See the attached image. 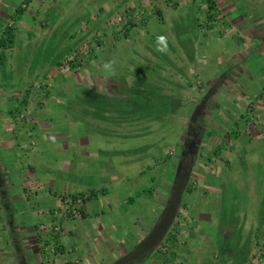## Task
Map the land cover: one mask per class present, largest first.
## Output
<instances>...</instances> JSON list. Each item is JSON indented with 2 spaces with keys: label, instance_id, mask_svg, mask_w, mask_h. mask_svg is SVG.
I'll list each match as a JSON object with an SVG mask.
<instances>
[{
  "label": "crops",
  "instance_id": "0c3cea01",
  "mask_svg": "<svg viewBox=\"0 0 264 264\" xmlns=\"http://www.w3.org/2000/svg\"><path fill=\"white\" fill-rule=\"evenodd\" d=\"M256 1H6L11 12L20 14L25 11L26 22L0 13L8 21L13 19L5 28L8 35H3L6 30L0 29V264H62L63 259L67 264H108L143 238V230L137 226L135 217L127 227L128 233L121 232L114 243L107 245L102 231L109 225L104 220L103 207L99 203L103 198L112 209L111 193L93 196L87 192L92 187L90 184H75L77 181L73 178L98 177L101 172L115 182L124 176L118 165L115 166L118 174L112 175V166L105 164L104 158L99 166L95 150L90 148L91 132H79L78 121H67L70 116L65 112L66 102L75 99H65L53 93L58 89L67 94L71 89L92 91L99 98H87L83 102L89 107L97 104L106 107L102 111L104 114H94L101 118L100 121L106 120L108 115L116 117L111 122L124 121L125 111L112 108L127 101L122 93L124 88L117 86L119 90L115 92V97L111 95L113 89L110 83L97 78L96 73L102 66L97 59L106 49H133L142 39H150L155 45V36L166 38L167 46L162 50L170 53L167 74L175 77L176 87L182 91L186 87L191 89L190 84L185 83L186 77L196 81L200 76L202 82L196 83L197 97L192 100L187 113L179 112L183 117L186 114L187 118L178 121L182 123V134L177 143L182 147L191 138L197 139L191 156L189 178L176 213L177 216L182 206L187 214L175 230L180 242L174 243L175 237L172 236L169 255L167 252L163 255L160 246L165 243L160 241L155 248L159 257L150 259L148 264L161 261L168 264L170 258L173 264H197L196 255L205 254L214 242L225 263H229L233 252L224 244L230 239L229 232L220 229L216 232L220 238H213L210 229L215 221L213 215L220 210V196L228 194V187L233 182L232 177L224 176L236 169L242 154L264 169V15ZM48 10L56 16L51 26H57L61 19L70 20L72 35H78L79 42L61 56H50L52 60H46L42 68L32 69L29 78L26 53L15 51L14 43L19 38L24 39L25 44L35 40L38 27L44 28L49 24L45 15L38 16ZM184 15H189V25L179 26L174 19ZM118 16L125 19V26L117 20ZM25 32L31 38L28 39ZM72 35L71 32L67 34L68 37ZM207 42H210V47ZM82 45L89 51L83 63L62 65L60 61L63 62L66 56ZM146 56L151 59L157 55L148 49ZM6 70L7 74H17V77L3 78L6 77ZM104 74L109 76L106 71ZM236 75L241 80L235 79ZM47 76H51L53 82L43 92L45 97H40L38 91L41 93L40 86L44 82L41 81ZM182 82L185 84L182 85ZM169 86H172L171 83ZM147 89L158 98V84H151ZM142 102L150 103L144 98ZM154 119L155 122L160 121ZM68 124L71 126L69 131ZM188 127L190 131L186 133ZM183 135L187 138L185 141L180 140ZM91 154L94 156L91 157ZM153 164V172L157 176L156 194L161 192L165 195L174 176V173L169 176L168 172L171 163L155 157ZM206 176L221 179L210 180ZM27 184L31 185L28 192ZM71 193L83 195L78 206L80 216L54 220L63 225V233L58 240L66 252L65 256H44L41 245L51 244L52 241L48 234L42 237L37 225L49 224L52 221L50 212L58 209L62 199ZM142 193L139 201L146 200L147 195V206L143 211L149 212L147 215L151 218V214L158 213L160 199L155 197L152 200L151 194ZM137 201L129 202L136 205ZM122 215L123 219L127 217L125 212ZM66 224H69L68 228ZM80 237H84L86 242ZM61 239L67 243L61 244ZM220 242H224V246H219ZM29 253H32L30 258ZM105 256L109 259L106 263L102 259ZM260 257L264 258V254ZM28 260L31 261L27 263Z\"/></svg>",
  "mask_w": 264,
  "mask_h": 264
},
{
  "label": "rangeland",
  "instance_id": "374dc122",
  "mask_svg": "<svg viewBox=\"0 0 264 264\" xmlns=\"http://www.w3.org/2000/svg\"><path fill=\"white\" fill-rule=\"evenodd\" d=\"M6 1L0 0V13L16 16L17 21L26 22L25 11H22L20 14L11 12V9H7ZM263 1L257 0L256 2L260 4L259 9L262 10V14L264 15ZM4 15H0L1 30H5L6 25L11 24L13 21V19L8 21ZM43 15H45V19L49 24L44 28L38 27L39 31L37 36H35V40L25 44V40L19 38L20 40L14 43L15 51L23 54L26 53L25 61H27L28 67H30L28 68L30 73L27 75L29 78L31 72H33L31 71L32 69L42 68L46 60L48 62L52 60L50 56H61V54L67 53L79 42V36L75 33L72 35L73 27L70 20L65 21L61 19L58 21L57 26H51L56 17L54 13L51 10L43 11L38 18ZM174 20L179 22V26L183 24L189 25L190 17L189 15H184L181 18L175 17ZM18 30L20 31L21 29ZM69 32L72 35L70 37L67 36ZM25 34L28 39L31 38L30 34L26 32ZM154 39H156L155 45L152 44L150 39H142L139 41L137 47L133 49L125 48L120 51H116L113 48L106 49L102 53L101 58L97 59L102 62V66L96 73L98 76L96 77L105 79L107 84L110 83L109 85H111L113 91L115 90L114 92L111 91V95L115 97V92L119 90L117 86L122 85V89L124 88L122 93L127 97V101H122L120 105L112 106V108H119L125 111L124 114L126 116L122 118L124 121L120 123L111 122L110 120H114L116 117H109V115L106 120L100 121L99 119L101 118L96 117L98 115L94 114H104L102 111L106 107L98 104L95 107H89L84 103L87 98H99V96H94L92 91L71 89L67 94L66 91L58 89L53 93V95L65 99H75L72 102H66L65 112L70 116L67 121H78L77 123L80 124L77 125L79 132H91L92 136L89 137L90 148L95 150V153H93L96 154L99 166H101V161L104 158L105 164L108 165L110 163V167L112 166V175L118 174L115 167L118 165V169L124 176V178L115 182L108 176L102 175L101 172L98 174V177L92 175L91 178H83L82 180L73 178V180L77 181L75 184L80 185L82 183L83 186L85 183L90 184L92 187L87 192H90L93 196L97 195L101 197L103 192L111 193L112 209H110L103 198H101L99 203L103 207L104 220L109 225L102 231L103 238L108 243L107 245L110 242L114 243V239L121 232L128 233L127 227L131 225L132 218L137 217V226L143 230V237L157 221L168 199L171 183L165 195H162L161 192H157L156 194L157 187H155V184L157 183V176L153 172V162L155 157L169 161L171 163L168 171L169 176L175 173L181 151L177 140L182 134V123L178 121L180 119L186 120V114L183 117L182 113H187L192 100L197 97L196 83L202 82L200 76L197 77L196 81L186 77L185 83L188 82L191 89L188 87L184 89L183 87L184 90L182 91V89L176 87L175 77H170L167 74V60L170 53L162 50L163 47L167 46L166 38L160 39L155 36ZM207 45L210 47V42H207ZM148 49L157 56L148 59L146 56ZM39 53L40 57L38 56ZM19 61L24 63L23 60ZM60 62L63 63L62 61ZM21 68H23V64ZM104 71L109 73L108 77H105ZM5 75L6 77L3 78L17 77V74H7V70ZM235 79L241 80V77L236 75ZM50 80L51 86L53 80ZM55 81L58 82V80ZM170 83L171 87L169 86ZM185 83L182 82V85ZM151 84H158L160 88L156 92L158 98L152 96V91L147 89ZM40 88L41 93L38 91L39 96L45 97L44 91H46V85L44 84ZM143 98L149 100L151 104L142 102ZM90 110L94 113H90ZM180 111L182 113H179ZM154 118L160 121L155 122ZM68 128L67 130L69 131L71 129L70 124H68ZM186 133H188L187 130ZM182 137L181 141L187 139L184 135ZM101 150L104 152L102 153ZM94 154L90 156L93 157ZM241 156L243 158L237 161L236 169L232 170L230 175L226 173L224 176V178L228 176L232 177L233 182L228 187V194L225 195L223 193L220 196V210L213 215L212 218L215 221L210 227L213 238H220V234L216 233L220 229L229 232V241L224 243V240L223 243L231 247L233 256L229 263H225V258L218 252L217 243L214 242L211 248L206 250L205 254L203 253L200 257L196 255L197 264H264V258L260 257L261 254H264V169L262 165H257V163H254L247 156L243 154ZM206 178L210 180L221 179L215 178V176H206ZM101 183L105 184V186L101 187ZM81 192L83 193V191ZM142 192L151 194L152 200H155V197H159L160 199L159 203L161 204L158 213L151 214V218L147 215V213L150 214L149 212L146 211L147 213H145L143 211L146 209L145 206H147V195H145L146 200L139 201V196L143 194ZM74 195L76 193H71L69 196L73 197ZM151 199L148 201L150 202ZM135 200H138L136 205L130 203L131 201L135 202ZM122 212L126 213L127 217L125 219H123ZM186 216L187 214L181 206L180 213L177 214L176 220H174L176 222L172 226L171 235H167V238L175 237L174 243L176 244L180 242L178 235H175L176 227L177 225L179 226L178 222L181 223V220L186 218ZM68 225L66 224L67 228L69 227ZM80 228L84 229L83 227ZM167 238L164 240L162 238L163 241L161 240L165 243L160 246V251L163 255H166V252L169 255L168 250L172 244V240H167ZM79 239L86 242L84 237H80ZM60 242L61 244L67 243L63 239ZM223 243L220 242L218 245L224 246ZM134 245L130 246L133 247ZM256 245L257 248H255ZM156 253L155 249L145 257L137 260L136 263L148 264L150 259L159 257V252L158 254ZM77 255L80 256V253ZM31 256L32 253H29V258ZM102 259L105 263L109 261L108 256L102 257ZM171 259H169V263L173 264L170 261ZM30 261L28 260L27 263ZM162 263L167 262H158V264Z\"/></svg>",
  "mask_w": 264,
  "mask_h": 264
},
{
  "label": "water",
  "instance_id": "95a60500",
  "mask_svg": "<svg viewBox=\"0 0 264 264\" xmlns=\"http://www.w3.org/2000/svg\"><path fill=\"white\" fill-rule=\"evenodd\" d=\"M187 154L192 156L193 151H188L183 154L182 158L178 162L171 183L168 199L165 202L157 221L139 242H137L129 251L117 258L111 264H132L148 255L160 243L176 216L177 209L181 201V195L189 178L192 159H185Z\"/></svg>",
  "mask_w": 264,
  "mask_h": 264
},
{
  "label": "built area",
  "instance_id": "2783aa9c",
  "mask_svg": "<svg viewBox=\"0 0 264 264\" xmlns=\"http://www.w3.org/2000/svg\"><path fill=\"white\" fill-rule=\"evenodd\" d=\"M117 20L125 26L126 22L123 17L118 16ZM126 28V27H125ZM89 51L86 49L85 45L80 46L77 50L72 52L69 56H67L62 63V65H67L70 62H77V64H82L84 61V57L87 56ZM51 76H47L42 85H46V87L50 86ZM31 188L30 184L26 185V192L29 191ZM83 195H75L73 197L66 196L62 199V206L58 209H54L50 212V217L52 221L49 224H38L37 230L41 233L42 237L45 234L51 238V244L48 245H41V252L44 256L47 255H55L58 254L61 258L65 256V251L63 250L62 246L59 243L58 236L63 233V225L60 223L54 222L56 219L60 218H67V219H75L80 216L78 211V206L81 204ZM67 261H64L62 264H67Z\"/></svg>",
  "mask_w": 264,
  "mask_h": 264
},
{
  "label": "flooded vegetation",
  "instance_id": "af4514ba",
  "mask_svg": "<svg viewBox=\"0 0 264 264\" xmlns=\"http://www.w3.org/2000/svg\"><path fill=\"white\" fill-rule=\"evenodd\" d=\"M190 130H189V127H188V132H189ZM196 142H197V139H190V141H189V143H187L186 145H184V146H182L181 147V151H180V153H179V161H180V159L182 158V156H183V154H185L186 152H188V151H193L194 152V148H195V145H196ZM191 155L190 154H187L186 155V157H185V159H190L191 157H190ZM163 238H164V236H163ZM116 260V259H115ZM115 260H112L110 263H108V264H111L113 261H115ZM133 264H137L136 262H134ZM164 264H167V263H164ZM169 264V263H168Z\"/></svg>",
  "mask_w": 264,
  "mask_h": 264
},
{
  "label": "trees",
  "instance_id": "16d2710c",
  "mask_svg": "<svg viewBox=\"0 0 264 264\" xmlns=\"http://www.w3.org/2000/svg\"><path fill=\"white\" fill-rule=\"evenodd\" d=\"M5 30H6V29H5ZM3 35H8V31H7V30L4 31V32H3ZM172 226H173V224H171L170 227L168 228L166 234L164 235L165 238H163V240L167 238V235H171ZM167 240H171V237L167 238Z\"/></svg>",
  "mask_w": 264,
  "mask_h": 264
}]
</instances>
